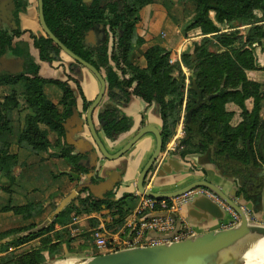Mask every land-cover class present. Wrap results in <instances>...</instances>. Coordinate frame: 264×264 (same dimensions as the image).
Here are the masks:
<instances>
[{
    "label": "trees",
    "instance_id": "obj_1",
    "mask_svg": "<svg viewBox=\"0 0 264 264\" xmlns=\"http://www.w3.org/2000/svg\"><path fill=\"white\" fill-rule=\"evenodd\" d=\"M189 1L193 2L195 9L186 29L199 28L203 37L193 51L186 50L181 55L182 64L190 70L188 83L181 63L171 62L169 52L161 43L145 49V66L130 59L134 45L144 43V38L137 31V22L139 12L149 3L148 0H123L122 10L116 6L102 7L99 0L91 4L82 0H47L53 15L47 23L57 35L59 26L67 25L65 36L70 42L58 36L75 53L92 61L104 73L109 90L115 87L125 89L135 84L139 95L150 103L158 104L163 119V147L174 135L186 101L181 140L183 150L180 154H202L210 149L213 163L244 181L238 193L259 192L264 186V114L261 113L264 85L250 79L247 72L264 67L257 60L254 45L257 43L264 49V0ZM16 2L18 11L27 4L25 0ZM100 22L108 25V37L98 47L91 48L85 44V36ZM17 25L14 32L0 28V54L10 50L12 54L23 57L25 65L24 71L17 74L0 73V85L10 86V92L0 100L5 114L0 119V177L9 181V185H4L6 190H10L16 180L14 170L18 164V153L12 147L27 146L34 154L47 150L48 138L41 124H47L56 131L58 143H62L66 137L64 124L76 105V94L68 82L42 77L28 45L14 43V37L22 33L19 21ZM31 35L42 59L52 61L59 58V49L49 36L33 32ZM112 36L113 44L110 46ZM193 81L199 91L193 87ZM44 83H56L62 88L61 108L43 94ZM19 97H28L27 103L33 111L25 114L22 128L13 134L14 109L19 106ZM248 99H252V109L246 105ZM228 103H236L241 109L242 120L237 125L231 123L234 111L228 109ZM89 104L85 99V108ZM186 113H190L189 120ZM99 117L104 121L103 127L113 134L129 130L132 125V119L122 116L115 106L103 107ZM62 155L80 165L79 154L69 157L63 151ZM111 193L97 196L90 192L88 196H78L46 227L16 238L18 243H22L42 237L41 246L31 251L15 254L9 251L8 242H2L0 264H41L65 249L88 250L91 245L84 240L73 246L77 239L69 227L72 214L90 215L109 208L113 220L123 224L135 208L137 199L131 194L112 199ZM98 223L97 220L95 225ZM56 224L61 227L56 228ZM30 227L0 231V241ZM48 229L54 231L55 237L47 235Z\"/></svg>",
    "mask_w": 264,
    "mask_h": 264
},
{
    "label": "crops",
    "instance_id": "obj_2",
    "mask_svg": "<svg viewBox=\"0 0 264 264\" xmlns=\"http://www.w3.org/2000/svg\"><path fill=\"white\" fill-rule=\"evenodd\" d=\"M158 9L154 5H146L140 10V21L138 22L137 31L144 38V43L137 46L138 49L136 51H141V66L146 65V59L144 57L145 49L153 44L161 43L163 46H169L171 50L176 51H173L170 57L181 63L187 77L190 71L182 64L181 51L184 47L189 46V42L192 41L191 39H193L194 43L188 48L190 51H193L195 44L201 37V31L197 30L196 34L190 37V33L181 34V29L176 26V28L173 27L175 29L174 34L172 25L169 26L170 28H167V32L165 31V37L159 36V31L163 29L166 23H164V14ZM20 19L21 28L25 32L19 37H14V43L17 41L18 43L28 45L31 55L39 64V74L42 77L68 82L76 94V107L85 116L87 108H85L84 100L86 99L92 102L96 98L100 89L99 80L88 68L76 64L74 60L67 59L62 54L58 59L56 58L52 61L44 60L40 57L39 49L34 46V39L31 35V32L38 34L39 29H41L37 0H27L26 10L20 12ZM141 26L147 27L148 32L141 29ZM176 32L180 35L177 40H175ZM179 47L181 49L180 51L178 50ZM6 56L9 59H17L19 55L9 52ZM250 72L252 73L253 70ZM250 72H248V75ZM42 91L48 99L61 108L59 102L63 90L58 84L44 83ZM105 100L111 102V106L117 107L122 116H127L132 119V125L129 130L120 134H113L112 132H108L99 121V112L103 107L99 106L95 111L94 121L96 128L111 152L119 150L145 124H151L160 129L162 128L163 119L159 106L155 103L148 102L144 97L140 96L137 93L135 84L121 91L113 92L112 96L106 95ZM185 102L175 133L167 142L159 158L150 170L146 179V185L155 191H170L198 179H208L220 186L224 191L233 194L239 185L237 179L220 174L217 165L213 162H199L200 156L207 152L202 154L192 153L185 156L180 154V151L183 150L181 140L184 136V119L187 108ZM246 105L249 109H252V99H248ZM227 107L229 110L234 111L231 123L237 125L242 120L240 107L236 103H228ZM0 119H3V116H0ZM41 127L48 138L49 145L47 150H42L39 154H34L27 146L14 145L12 147L18 153V164L14 170L16 180L11 184L10 190H6L5 192L0 190V226L4 224L2 226L4 229L13 226V222L18 220V212L21 214L22 212H26V208L28 209L30 206L29 204L38 200L42 201V205L40 207L38 206L41 209V213L36 212L32 214V217L42 216L50 218L51 212L49 210L51 204L58 205L80 182H89L86 175L87 170L84 169V165L80 162L87 155L78 151L79 147L84 148L82 140H72L69 143L65 137V139H62V143H58V134L56 131L47 124H41ZM77 136L83 138L86 143L95 144L87 124H85L81 132L77 133ZM155 144L156 139L154 134L146 133L128 152L118 159L109 160L101 156L100 164L96 167L91 181L100 182L105 179L117 178L114 191L111 194H114L116 199L125 194H131L138 200L136 180L142 167L152 154ZM63 151L69 157L73 154H79L81 159L78 164L81 166L74 164L64 157L62 155ZM0 185H9L8 179L0 177ZM260 191L262 192V207L258 212L254 209L252 197L243 199L239 197L238 190L235 197L249 212L252 221L264 224V186ZM210 200L218 206L212 205ZM2 203H4L3 206ZM211 205L214 207L210 209ZM74 216L78 217L76 221L81 222L82 226L80 227L82 230L88 225L85 224V220L88 218L95 219V223L98 220V225L106 223L112 218L109 208H104L102 211L94 212L90 215ZM176 216L178 225L188 224L198 234L229 227L234 219L231 211L224 204L210 197L201 189L195 190L193 198L184 204ZM72 222L70 224L74 223ZM60 227L59 224H56V228ZM70 227L72 228V225ZM89 252L91 253V251ZM45 254L48 257V253ZM91 254L94 255L95 252L93 253L92 251Z\"/></svg>",
    "mask_w": 264,
    "mask_h": 264
},
{
    "label": "water",
    "instance_id": "obj_3",
    "mask_svg": "<svg viewBox=\"0 0 264 264\" xmlns=\"http://www.w3.org/2000/svg\"><path fill=\"white\" fill-rule=\"evenodd\" d=\"M14 7V0H0V12H2L4 16L9 14L11 8ZM38 7L39 19L44 31V35L49 36L53 43L58 47L59 57L61 56L62 52L66 53L75 62L88 68L96 76L100 83L98 95L88 105L86 109V115L83 116L75 105L72 115L66 119L64 124L67 142L71 143L72 140L79 139L82 140V143L84 144V148L79 147L78 151L87 155L85 158H82L83 161L80 162L87 169L86 175L89 182H80V184H78L75 189L66 195L52 211L50 220L59 214L84 188H90L92 185H94L97 187H102V194L106 192H113L117 178L105 179L100 182L91 181L96 167L100 164V157L103 156L109 160L118 159L128 152L130 148L146 133L154 134L156 144L152 154L142 167L136 180V187L140 193L155 198H168L180 195L196 187H205L216 193L240 216V221L233 226L219 230H210L200 234L196 232L195 234L179 241L126 247L114 251L94 254L89 258L83 257L82 259L77 260H80L82 264H244V261L242 260L233 259V256L236 253L233 248L238 245L239 242L245 237L264 234V224L252 221L243 204L235 197L237 190L239 191L240 185L243 186L245 184L244 181L236 175L225 172L222 166L217 165L220 174L238 180L239 187H236V190L233 194L224 191L220 186L208 179H198L185 186L170 191H155L150 189L146 185L147 176L164 148L161 129L151 124H145L119 150L111 152L107 148L96 128L94 113L97 108H99V106L110 107L111 102L106 101L105 96H112L113 92L121 91L122 89L115 87L109 90L104 73L92 61L86 60L75 53L62 39H60L56 32L51 30L45 16L44 0H38ZM101 26L103 27V24H101ZM95 30V27H92L89 30L90 36L88 34L85 36V44L91 48L97 46L96 42L98 41V38L94 39L96 40L94 44L88 42L89 38H92V33L93 31L95 32ZM9 51L10 50H7V52L0 54V73L4 71L12 74L23 72L25 68L24 58L17 56V59H9L6 56ZM193 87L199 91L195 81H193ZM186 116L187 120H189L190 113H188ZM99 121L102 125L104 124L103 119L100 117ZM85 124L88 125L95 144L86 143L83 138L77 136V133L84 129ZM210 152L211 150L209 149L206 154H202L200 156L201 158L199 162H213ZM249 188L251 189V186ZM238 195L243 199H246V197H252L255 211L258 212L261 210V191L253 194L244 193L241 191L238 193ZM110 198L113 199L116 198V196L112 194ZM210 203L212 205L218 206L212 200H210ZM212 205L210 206V209L214 207ZM52 262L54 261H45L41 264H50ZM261 264H264V262Z\"/></svg>",
    "mask_w": 264,
    "mask_h": 264
},
{
    "label": "rangeland",
    "instance_id": "obj_4",
    "mask_svg": "<svg viewBox=\"0 0 264 264\" xmlns=\"http://www.w3.org/2000/svg\"><path fill=\"white\" fill-rule=\"evenodd\" d=\"M149 3L147 5L151 6V5H154L155 8H159L158 10L161 11L164 16H165V22L166 24H164V27L162 30H164L162 32L159 31V36L161 37H165L166 35V32H167V28L169 26H172V29L173 27L176 28V26L178 28L181 29V34L184 35L187 34V33H190V37L194 36L196 34V31L199 30V28H192V29H186L188 27V23L190 21V18L192 17L193 13H194V9H195V5L193 4V2L189 1V0H148ZM146 6V5H145ZM25 7V6H24ZM46 16L47 18H51L53 15H52V10L51 8H49L48 6L46 7ZM25 9V8H23ZM154 9V8H153ZM139 21H140V12H139ZM138 21V22H139ZM138 22H137V26H138ZM1 23H4L3 21ZM169 25H168V24ZM95 32L93 31L92 35L93 37L90 39L91 41L93 42H89L91 44H94V42L96 40V38H98V32L100 31L98 28L100 27L101 29L103 28L101 26V23H98V24H95ZM223 27H227V25H224ZM67 25L66 24H61L58 28V35L62 38V39H66L65 42H70L67 37L65 36L66 35V31H67ZM170 28V27H169ZM242 29L244 28V26L241 27ZM141 29H144L148 32V28L147 27H144V26H141ZM166 31V32H165ZM151 32V31H150ZM44 33L43 29H39L38 31V34H42ZM100 33V32H99ZM173 33L175 34V29H173ZM177 33V32H176ZM201 34V32H200ZM187 36V35H186ZM180 35H175V40L179 39ZM203 37V35L201 34V37L199 39L198 42H200L201 38ZM192 41L189 42V46H186L182 49V53L186 50H189L188 47H191L190 45H193L194 41L193 39H191ZM163 45V44H162ZM254 45L256 46V56H257V60L259 61V63L261 64V66H264V49L261 48L260 45H257V43H254ZM138 45H134V48L133 50L131 51L130 53V59L138 64V65H141L142 63V57H141V51L138 50ZM165 48L167 49V51L169 52V57L170 55L174 52H176L175 50H171L169 48V46L167 47L166 45H164ZM179 51L181 50L180 47L178 49ZM62 56H64L65 58L67 59H70L71 60V57H69L66 53L62 52L61 53ZM132 56V57H131ZM253 72L251 73L250 71ZM252 70H249L248 72L249 75H248V72H247V75L249 78H252L253 80H257L259 82H262L263 85H264V67L263 68H258V69H252ZM190 71V70H189ZM190 75V74H189ZM136 87V86H135ZM138 90V89H137ZM10 92V86H4V85H0V100L2 98H4L7 93ZM141 96V95H140ZM27 98L28 97H19V106L17 108L14 109V118H15V123H14V132H17L19 128H22L23 126V123H24V117H25V114H27L28 112H32L33 109L31 108V106L28 105L27 103ZM261 113L264 114V100L262 101V109H261ZM0 116H5L4 114V111L2 110V106L0 105ZM5 186L4 185H0V190L2 192H5L6 189L4 188ZM90 194V191L88 190V188H85L84 190H82L76 197L75 199L78 197V196H88ZM38 196V195H36ZM35 196V197H36ZM39 197V196H38ZM4 201V200H2ZM131 201V199H130ZM4 205V203H2V206ZM30 206L28 207V209L26 208V212H22V214L20 212L17 213V215H19V218L17 221H14L13 222V226L7 228V229H4L2 226H4V224L2 226H0V231H4V230H10L12 228H17V227H25V226H31L29 229L23 231V232H20V233H13L11 235H9L8 237L4 238L3 240L0 241V245L1 243L3 242H8V245H9V251H13L15 254L17 253H24V252H28V251H31L33 250L34 248L38 247V246H41L42 244V241H41V238L42 237H38V238H35V239H32V240H29V241H26V242H22V243H18L16 241V238L17 237H21L23 236L24 234H28L30 232H35V231H38L39 229L43 228V227H46L53 219L50 220V218H46V217H42V216H35V217H32V214L34 213H41V209L38 208V206L40 207L42 205V201L38 200L36 202H32L31 204H29ZM57 205L56 204H51V208H50V212L52 213V211L55 209ZM75 214H72V218H71V221H73L72 223L73 224H70L72 225V228L70 227V230L72 232V234L75 236V239L77 243H75L76 245H73V246H77L79 244V242L81 240H84L85 242H88L91 246L89 248V250H86V251H80V250H69V249H65L63 250L60 255H57L53 258H47L46 261L49 260L50 261H55V260H65V259H82L83 257H91L93 256L91 253L93 251V253H100V249L96 246L95 242H94V237H93V229L94 227H97L95 225V219L93 218H88L86 220H88V222H86L85 220V224H88L86 227L83 228V230L81 229L80 226L81 225V222L80 221H74L73 220V216ZM83 215H86V214H83ZM1 220V218H0ZM84 224V223H83ZM106 226H107V229L109 231H116L120 226H122L123 224H119V222H115L113 220V218H111L109 221H107L106 223ZM74 232V233H73ZM47 235H51L53 237H55L54 235V231L53 230H50L48 229L46 231ZM90 233L92 235V237L90 236ZM253 236H248L246 238H251ZM17 242V243H16ZM82 242V241H81ZM243 241H240L238 245H236L233 250L236 251L238 249V247H240L242 245ZM88 251H91V253ZM101 252H109L108 249H101ZM84 254V255H83Z\"/></svg>",
    "mask_w": 264,
    "mask_h": 264
},
{
    "label": "built area",
    "instance_id": "obj_5",
    "mask_svg": "<svg viewBox=\"0 0 264 264\" xmlns=\"http://www.w3.org/2000/svg\"><path fill=\"white\" fill-rule=\"evenodd\" d=\"M170 61L174 62L175 60L170 57ZM188 76L186 77L187 83L189 82ZM196 189L206 192L210 197L217 199L231 211L234 219L230 226L240 221V216L235 210L227 205L216 193L205 187H196L180 195L168 198L147 196L140 193L137 189V204L125 218L122 226L114 232L109 231L105 223L93 228L94 242L100 249V253H103L101 249L114 251L126 247L179 241L195 234L196 231L192 226L188 224L178 225L176 215L184 204L193 198ZM77 218V216H74L73 220L76 221Z\"/></svg>",
    "mask_w": 264,
    "mask_h": 264
},
{
    "label": "flooded vegetation",
    "instance_id": "obj_6",
    "mask_svg": "<svg viewBox=\"0 0 264 264\" xmlns=\"http://www.w3.org/2000/svg\"><path fill=\"white\" fill-rule=\"evenodd\" d=\"M25 1L27 2V0H25ZM82 1L85 4H91L94 0H82ZM14 3H15V7L11 8L9 14H7L6 16H4L2 14V12H0V28L4 29V30H8L9 32H14V30L17 29L18 21H19V27L21 28L20 12L26 10V7H27V4H26V6L24 7L25 9H21V10L18 11L16 0H14ZM99 3H100V6H102V7L116 6L119 10H122V7H123L122 6L123 0H99ZM37 7H38V0H37ZM46 7H47V0H44L45 16H46ZM38 14H39V7H38ZM2 21L4 23H1ZM39 22H40V19H39ZM100 23L103 24V28L102 29L100 27L98 28L100 30L99 31L100 33L98 32V41L96 42L97 43L96 47L101 45L108 37V31H107L108 30V25H106L104 22H100ZM40 25H41V23H40ZM41 28H42V25H41ZM21 30H22V33L20 35H22L25 32L22 28H21ZM42 34H44V33H42ZM87 34L89 35V31L87 32ZM90 39L91 38H89L88 42H93ZM109 44H110V46L113 44V36L110 37ZM76 64H78V63L76 62ZM88 190L90 192H93V194H95L97 196H100L102 194V187H97V186L92 185L90 188H88Z\"/></svg>",
    "mask_w": 264,
    "mask_h": 264
},
{
    "label": "bare ground",
    "instance_id": "obj_7",
    "mask_svg": "<svg viewBox=\"0 0 264 264\" xmlns=\"http://www.w3.org/2000/svg\"><path fill=\"white\" fill-rule=\"evenodd\" d=\"M242 245L238 247L233 259L242 260L244 264H261L264 262V234L251 238H244ZM50 264H82L77 259L55 260Z\"/></svg>",
    "mask_w": 264,
    "mask_h": 264
}]
</instances>
